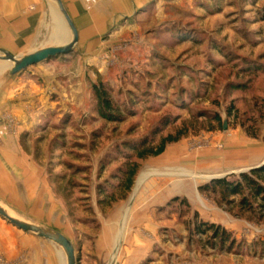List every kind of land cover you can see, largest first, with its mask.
I'll return each mask as SVG.
<instances>
[{
    "label": "rangeland",
    "instance_id": "obj_1",
    "mask_svg": "<svg viewBox=\"0 0 264 264\" xmlns=\"http://www.w3.org/2000/svg\"><path fill=\"white\" fill-rule=\"evenodd\" d=\"M148 8L116 23V30L133 27L120 40L111 36L113 29L105 33L101 70L87 62L77 67L75 47L24 70L31 126L25 150L41 179L40 195L25 198V210L17 213L63 233L77 264H264V219L236 216L218 196L202 191L211 177L194 183L174 175L186 170L235 179L263 161L264 0H157ZM54 22L53 37L41 45L70 38L58 9ZM139 42L147 48L144 61L135 62L128 49ZM6 64L0 62V72ZM83 71L92 77L71 90L72 76ZM99 82L110 89L122 121L97 113L92 84ZM180 127L182 138L138 161L128 192L117 187L128 160L124 143L154 137L156 144ZM146 171L166 175L151 174L136 187ZM0 219L9 227V254L17 251L10 258L0 253V264H56L58 246ZM199 222L223 227L234 240L230 249L229 242L223 249L218 241L212 246L210 232L196 234ZM16 238L24 241L15 245Z\"/></svg>",
    "mask_w": 264,
    "mask_h": 264
},
{
    "label": "crops",
    "instance_id": "obj_2",
    "mask_svg": "<svg viewBox=\"0 0 264 264\" xmlns=\"http://www.w3.org/2000/svg\"><path fill=\"white\" fill-rule=\"evenodd\" d=\"M154 1L157 2V0H62L78 32L75 46L77 67L87 62L101 70L104 64L102 55L107 48L103 39L105 33L112 30L118 21L126 22L143 15L149 11L147 7ZM56 12L57 9L48 0H0V48L14 56H20L43 47L41 44L46 43L55 32ZM115 28L111 36L120 40L130 33L133 27L124 25L117 30ZM146 46L143 42L130 46L128 52L132 54L135 62L136 59L144 61L143 53ZM85 58H88V61ZM6 67L7 64L0 72V202L15 212H22L25 210V198H37L40 195L37 189L41 173L35 166L32 156L25 150L24 133L31 127L25 114L26 71L8 76ZM34 73L32 71V74ZM37 74L34 77L38 76ZM80 74L82 73L73 74L75 77L72 76L70 80V89L73 91H77L76 88L83 84L86 75L92 77L91 73L86 74L85 71ZM42 79L48 81L46 77ZM30 92L39 93L35 92L34 88ZM258 155L254 159L258 160ZM32 165L37 175L30 173ZM20 239L24 241L23 238ZM20 239L16 238L15 245ZM9 244L8 224L0 219V253L7 258L17 254V251L9 254ZM27 264L37 263L33 260ZM56 264H65L62 251L59 259L58 256L56 258Z\"/></svg>",
    "mask_w": 264,
    "mask_h": 264
},
{
    "label": "trees",
    "instance_id": "obj_3",
    "mask_svg": "<svg viewBox=\"0 0 264 264\" xmlns=\"http://www.w3.org/2000/svg\"><path fill=\"white\" fill-rule=\"evenodd\" d=\"M92 93L95 98L97 113L101 118L110 122L122 121L120 108L113 102L110 89L104 83L92 84ZM233 109V105H230L227 110L228 115L233 114ZM236 112L238 111L236 110ZM214 120L219 122L220 118L215 116ZM240 125L245 127V121L241 120ZM245 131L250 136L255 137L257 135L255 132H250L248 126L245 127ZM183 136L184 131L180 127L161 136L156 144L153 140L154 137L152 141V137H143L135 143H124V147L128 149V153L125 154L128 160L126 166L121 169L122 173L117 187L122 188L125 193L128 192L138 170V161L160 155L167 144L177 142ZM200 189L205 192L211 191L218 196L220 204L226 206L228 210H235L236 216L248 215L249 219L255 221L264 219V164L246 172H240L235 179H229L228 177L214 178L200 186ZM109 197H111L108 198L109 201L111 200L110 202L115 201L114 196ZM209 232L211 233L209 240H211L210 244L212 246L218 241L219 247L223 249L224 245L229 242L226 247L229 250L234 243V240H230L229 234L223 227L208 222L197 224L196 234L205 235Z\"/></svg>",
    "mask_w": 264,
    "mask_h": 264
},
{
    "label": "water",
    "instance_id": "obj_4",
    "mask_svg": "<svg viewBox=\"0 0 264 264\" xmlns=\"http://www.w3.org/2000/svg\"><path fill=\"white\" fill-rule=\"evenodd\" d=\"M55 3L58 12L62 16L63 21L70 30V38L63 43L43 46L41 48L35 49L31 52L22 54L20 56H14L10 52L0 48V61H7L10 65L7 68L6 74L8 76H13L24 71L31 65L38 64L44 60H47L50 57H54L59 54L70 53L77 41H78V32L77 29L68 14L67 10L64 7L62 0H48ZM226 124H224V128ZM264 164V160L259 164L250 167L256 168ZM246 170H239V172H244ZM225 175V174H224ZM224 175L213 176L210 179L221 178ZM0 216L5 219L7 222L16 226L17 228L28 232L36 237L45 239L54 245L58 246L63 253L65 264H77L76 252L73 243L60 231H57L53 228L43 226L34 221L28 220L15 212L11 207L0 202Z\"/></svg>",
    "mask_w": 264,
    "mask_h": 264
},
{
    "label": "bare ground",
    "instance_id": "obj_5",
    "mask_svg": "<svg viewBox=\"0 0 264 264\" xmlns=\"http://www.w3.org/2000/svg\"><path fill=\"white\" fill-rule=\"evenodd\" d=\"M65 23V22H64ZM54 41H56V40H54V38H52L51 39V43H54ZM151 174H161V175H166V173H162V172H156V173H153V172H151V171H146V172H143V173H141L140 175H139V177H138V179H137V186L136 187H140L141 186V184L146 180V178L149 176V175H151ZM174 175H178V176H180V175H185V176H188V177H190V178H192L193 180H194V183H197L199 180H207V179H209L210 177H212V176H210V175H199V174H196V173H194V172H192V171H186V170H183L182 172H176V173H174ZM174 189H177V186H174ZM181 190H184V191H186V192H189L190 190L188 189V187H186V186H182V188H180Z\"/></svg>",
    "mask_w": 264,
    "mask_h": 264
}]
</instances>
